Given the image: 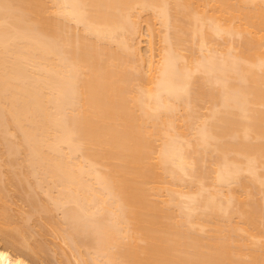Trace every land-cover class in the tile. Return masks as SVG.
Here are the masks:
<instances>
[{
    "label": "bare ground",
    "instance_id": "6f19581e",
    "mask_svg": "<svg viewBox=\"0 0 264 264\" xmlns=\"http://www.w3.org/2000/svg\"><path fill=\"white\" fill-rule=\"evenodd\" d=\"M259 198L264 0H0V264H264Z\"/></svg>",
    "mask_w": 264,
    "mask_h": 264
},
{
    "label": "rangeland",
    "instance_id": "374dc122",
    "mask_svg": "<svg viewBox=\"0 0 264 264\" xmlns=\"http://www.w3.org/2000/svg\"><path fill=\"white\" fill-rule=\"evenodd\" d=\"M143 12H145V11H143ZM141 13H142V12H141ZM145 13H146V12H145ZM145 13H144L142 16H144V15H146V14H147L146 16H149V15L151 14L152 16L155 17V18H154L155 32L158 34V33L160 32V31H159L160 28L163 27V26L160 27V26L158 25V21H157V18H158V17L156 18L155 14L153 15L151 12H150L149 14H148V12H147L146 14H145ZM151 15H150V16H151ZM142 16H140L139 19H140ZM150 16H149V18H150ZM152 16H151V17H152ZM143 18H145V17H143ZM147 18H148V17H147ZM141 19H142V18H141ZM150 19H151V20H149V22L151 23L153 20H152V18H150ZM139 21H140V23L143 21L142 24H141V26H140V27H142V28H141V33H143V34H142L143 36L140 38L141 44H140L139 47H141L142 55H143V56H146V54H148V53H147V50H148V49H147V46H148L149 38H150V37H149V36H150V35H149L150 32H148L149 30L147 29L148 26H149V25L147 24V21H148V20L146 21V19H144V20L142 19V20H139ZM156 22H157V23H156ZM152 23H153V22H152ZM155 23H156V24H155ZM159 23H160V22H159ZM147 25H148V26H147ZM156 26H157V30H156ZM158 26H159L160 28H159ZM153 27H154V26H153ZM163 28H164V27H163ZM158 29H159V30H158ZM163 30H164V29H163ZM163 30H161V31H163ZM157 31H159V32H157ZM156 33H154V36H155V37H154V38H155V41H154V42H157V43H158L159 40H157V37L159 36V34L157 35ZM161 34H163V33H161ZM161 34H160V35H161ZM156 40H157V41H156ZM219 41H222V39H220ZM157 43H156V44H157ZM160 43H161V42L159 41V44H160ZM221 43L225 44V42H223V41H222ZM159 44H158V45H159ZM197 54H198V53H197ZM205 106H208V104L204 105V109H203V107H202V109L206 112L207 110H205ZM202 109H201V111H202ZM204 111H202V112H204ZM211 157H212V159H213V155H212ZM12 193H13V192H12ZM14 194H15V193H14ZM41 194H42V193H41ZM15 195H16V194H15ZM44 195H45V194H44ZM41 196H42V195H41ZM258 196H259L260 198H262V197L260 196V193H259L258 195H256L257 198H258ZM42 197H43V196H42ZM45 197L48 198L47 196H44L43 198H45ZM13 198H15V197H13ZM260 198H259V200H260ZM15 199H18V197L15 198ZM15 199L13 200V203H12V204H13V205H12L13 207H14V206H17L18 203H19V200L15 201ZM262 200H264V199H262ZM262 200H260V201L262 202ZM14 201L16 202V204L14 203ZM21 202H22V200H21ZM21 202L19 203V205H20V207H21L20 209H24L23 211L27 210L29 206L27 205V208H24V206H25L26 204L23 202L22 204H23L24 206L22 207ZM14 204H15V205H14ZM25 207H26V206H25ZM14 209H15V207H14ZM16 209H17V207H16ZM20 209H19V211H21ZM14 211H15V210H13V212H14ZM16 211L19 213L18 210H16ZM16 211L14 212V214H16ZM23 211H22V212H23ZM57 212H58V211H57ZM57 212H56V213H57ZM20 213H21V212H20ZM20 213H19V214H20ZM23 213H24V212H23ZM58 213H59V216L62 215L61 211L58 212ZM58 213H57V214H58ZM19 214H16V215H17V216H16V220H17V221H20V218H19L20 216H18ZM21 214H22V213H21ZM21 214H20V215H21ZM55 216H56V215H55ZM60 217H61V216H60ZM58 218H59V217H58ZM31 221H32V220H31ZM31 221H30V222H31ZM33 221L37 222L36 220H33ZM35 222H34V224H35ZM31 223H32V222H31ZM31 223H30V224H31ZM31 225H33V223H32ZM34 226H35V225H34ZM34 226H33V227H34ZM36 226H37V225H36ZM36 226L34 227V229H35V228L37 229ZM47 229H48V228H47ZM49 229H51V228L49 227ZM46 231H47V230H46ZM48 231H49V230H48ZM49 232H52V231L50 230ZM49 232H48L47 234H45V235L48 237V240L50 241V244L48 243V245L51 246L52 244H54V245H53V251H54V250H55V251L60 250V247L63 246L62 244L59 243V242H61L60 239H59L58 237H55V236L53 235L54 233L51 234V233H49ZM48 235H49V236L51 235V237L53 236V239H54V237H55L56 239L58 238L57 241H59V242L52 241V238H51V237L49 238ZM46 236H44V237H46ZM1 240H2V239H1ZM48 240H47V242H49ZM0 242H2V241H0ZM2 244H3V242H2ZM58 246H60V247H59V249L57 250V247H58ZM64 249H66L65 246H64ZM58 252H59V251H58Z\"/></svg>",
    "mask_w": 264,
    "mask_h": 264
}]
</instances>
